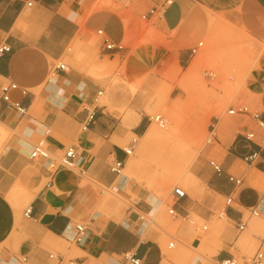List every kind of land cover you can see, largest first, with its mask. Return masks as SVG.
<instances>
[{
    "label": "crops",
    "instance_id": "0c3cea01",
    "mask_svg": "<svg viewBox=\"0 0 264 264\" xmlns=\"http://www.w3.org/2000/svg\"><path fill=\"white\" fill-rule=\"evenodd\" d=\"M88 1L0 0V45L9 46V51L0 56V88L7 83L16 85L17 90L9 93L10 100L21 103L27 110L37 97L42 101L37 118L21 124L11 106L0 99V124L13 132L0 152V264H56L59 259L75 264H130L124 254L132 255L139 264H171L160 236L149 231L146 222H140L136 213H146V210L140 209L138 202L114 219L105 220L99 213H89L103 188L117 185L115 191L122 192L126 186H133L119 183L110 166L114 161L124 165L127 157L122 150L125 148L119 144L128 133H139L141 121L126 132L111 114L98 108L91 110L99 96L97 93L102 92L82 71L66 67L46 79L52 62L60 59L77 35L79 26L75 17L84 12ZM239 2L240 18L244 22L264 21L261 0ZM171 27L177 28L175 24ZM249 77L256 102L252 110L248 109L257 113L258 120L238 114L248 121L236 127L226 145L216 141L219 163L210 161L219 165V174L204 158L191 170L207 190L225 199L232 198L223 213L229 224L218 236L204 242L201 235H192L187 223L180 224L176 233L177 238L184 239L187 250L201 247L211 251L212 264L227 259L236 261L238 235L247 230L252 217L249 210L264 196V54L258 58L257 67ZM41 86L37 96L35 91ZM88 114H92V120L83 129ZM249 133L253 134L251 139L246 138ZM37 142H42L54 154L67 146L73 147L76 170H60L49 177L28 159L29 150ZM252 154L255 160L245 162L244 158ZM228 177L241 179L242 186L236 189ZM92 186L103 188L96 194ZM18 187L32 197L29 215H23L19 225L14 226V212L8 210L3 199ZM126 201L130 200L126 198ZM172 207L175 218L169 221V226L175 223L176 217L185 220L193 214L209 222L213 216L202 204L185 197L175 201ZM244 213L248 214L245 219ZM256 218L264 221V214ZM79 223H87V233L84 242L76 245L67 241L65 234ZM239 224H244L241 231L237 230ZM61 240L72 246L67 247L66 254H52L50 249ZM258 250L264 255V237L259 241ZM246 259L241 256L242 264H246ZM203 260L206 259L197 255L189 264H202Z\"/></svg>",
    "mask_w": 264,
    "mask_h": 264
},
{
    "label": "rangeland",
    "instance_id": "374dc122",
    "mask_svg": "<svg viewBox=\"0 0 264 264\" xmlns=\"http://www.w3.org/2000/svg\"><path fill=\"white\" fill-rule=\"evenodd\" d=\"M159 1L89 0L84 12L75 17L79 26L77 35L60 59L52 63L77 69L90 78L102 92L91 110L98 108L111 114L126 132L133 127L124 124L128 109L138 115L141 121L139 133H128L125 141L119 144L123 148L129 143L134 146L127 162L136 159L139 138L152 127L169 132L173 143L183 147L186 154L195 153L193 160L185 164L179 160L170 161L168 146L153 147L143 162L150 173L152 182L149 185L131 169H124L125 161L120 174L132 180L133 186H126L122 192L112 187L92 186L96 194L102 188L103 193L89 213H99L105 220L114 219L138 202L140 209L149 212H142V215L149 231L160 236L164 252L169 254V263L189 264L199 255L206 259L202 264H212L209 261L211 251L201 247L187 250L184 239L177 238L176 233L180 224L187 223L192 235L202 236V242L218 236L229 224L223 215L225 198L213 194L204 185H187L185 179L201 158L219 163L216 155L220 150L216 141L226 145L237 131L236 127L248 121L246 117L229 115L228 111L239 106L252 110L255 105L249 76L257 67L258 58L264 54V21L244 22L240 18L239 0H172L162 17L150 19L147 13L159 8ZM261 1L264 5V0ZM194 23L201 26L200 33L190 30L189 25ZM174 24L177 28L173 30ZM98 31L101 34H97ZM104 40L122 49L106 51ZM198 43L201 46L191 55L189 49ZM192 64H195L196 77L187 73ZM51 78L53 73L50 71L46 79ZM41 89L42 86L35 91L37 96ZM131 89L133 95H130ZM37 99L28 108L26 120L21 119V124L30 122L32 117L37 118V109L42 103L39 97ZM169 112L174 113L175 119ZM156 116L163 120L164 128L153 121ZM221 124L223 130H219ZM3 128L0 152L13 133ZM156 183H167L163 194ZM175 187L181 189L191 202L202 204V208L213 215L210 221H201L190 214L185 220L176 217L175 223L169 226V221L175 218L168 214ZM23 193L18 187L3 199L8 210L14 212V226L23 220V213L28 208L29 201ZM157 200L161 202L160 206L152 210L151 206ZM247 217L244 213V219ZM263 237L264 221L251 217L247 230L238 235L235 243L239 250L236 264H242L241 256L251 257ZM171 242L173 248L168 249ZM68 246L72 245L61 240L50 252L66 254Z\"/></svg>",
    "mask_w": 264,
    "mask_h": 264
},
{
    "label": "built area",
    "instance_id": "2783aa9c",
    "mask_svg": "<svg viewBox=\"0 0 264 264\" xmlns=\"http://www.w3.org/2000/svg\"><path fill=\"white\" fill-rule=\"evenodd\" d=\"M159 8H153L151 9L146 16L153 18H160L162 17L165 9L172 4V0H161L159 1ZM161 14V15H159ZM146 16H142V19H146ZM97 34H101L100 31L97 32ZM104 47L106 51H112V50H121L122 48L120 46H114L111 43H108L107 41H103ZM201 46V43H198L197 45L191 47L189 49V53L191 55L195 54L198 48ZM9 51V47L7 43H2L0 45V56L3 55L4 53ZM66 69V66L61 63L57 64H52V67L50 71L54 73L55 71H64ZM13 90H17L16 85L12 83H7L6 85L2 86L0 88V99L7 104L11 106V108L14 110L16 116L18 119H23L26 120V114H27V108L24 107L21 103L19 102H12L10 100L9 93ZM21 95H25V92L23 90H20ZM100 95V92L97 93ZM229 115H247L251 119L258 120V115L254 111H250L248 107L246 106H239L236 109H230L228 111ZM92 120V114H88L85 122L83 123L82 128L85 129L88 124ZM153 121L158 125V126H163V120L159 117L156 116L154 117ZM261 126V124L259 123ZM252 133L247 134L246 138L251 139L252 138ZM133 150V146L130 145L126 147L125 149L122 150L124 153L125 157H129ZM75 155L76 152L73 147L67 146L61 150L59 154H54L53 152H50L43 144L42 142H37L32 145L31 149L28 152V159L35 162L38 164L42 169H44L48 174L49 177H53L58 171L60 170H68V171H75L76 170V165H75ZM255 160V154H252L250 156H246L244 158V161L247 163H251L252 161ZM208 165L211 167V169L216 173H220V167L213 161H209ZM123 168V164L118 161H114L111 166H110V171L116 176L117 179H119V176H121L120 171ZM228 180L233 183L234 187L238 189L239 187L242 186L243 182L241 179H236L233 177H228ZM133 185L130 184V186ZM114 190H117V187L114 185L112 186ZM185 195L184 193L179 189L175 188L172 190V197L174 201H177L181 198H183ZM173 201V203H174ZM232 202V198L227 197L225 199V205H230ZM172 203V205H173ZM172 205L170 206V209L168 210V214L174 216V210ZM249 214L252 217H260L261 215L264 214V196L257 202V204L249 210ZM24 216L29 215V209L27 208L24 213ZM92 216L88 219V223L92 220ZM139 220L140 222H145L144 216L139 215ZM244 227V224H239L237 225V230L241 231ZM205 229V227H203ZM87 233V223H79L75 224L68 232L65 234V239L72 244L76 245H81L84 242V239L86 237ZM172 244L169 243L168 247H171ZM50 258H53V255L49 256ZM59 259V258H58ZM124 259L128 261L130 264H139V260L135 259L132 255L130 254H124ZM56 264H75L72 261H68L67 263L62 262V260H57ZM215 264H236V261L234 259H227V260H222L219 262H216ZM246 264H264V255L263 253L258 250L256 251L251 257L246 259Z\"/></svg>",
    "mask_w": 264,
    "mask_h": 264
},
{
    "label": "bare ground",
    "instance_id": "6f19581e",
    "mask_svg": "<svg viewBox=\"0 0 264 264\" xmlns=\"http://www.w3.org/2000/svg\"><path fill=\"white\" fill-rule=\"evenodd\" d=\"M189 28L193 32H196V33L201 32V26L198 25L197 23L189 25ZM209 40H211V39H209ZM194 68H195V64H192L188 67V69H187L188 75H193L196 77ZM133 92H134V90L131 89L130 95H133ZM169 113H171L172 117L175 119L174 113H172V112H169ZM174 119H173V121H174ZM138 120H139L138 115L135 114V112L133 110L128 109L126 115L124 116V124L134 126L138 122ZM162 127L164 128V126H162ZM223 129H224V125L223 124L219 125V130H223ZM3 134H4V128L0 126V137ZM173 142L174 141H173L172 135L165 130L160 131V130L155 129L153 127L145 130L139 138L137 153L135 155L136 159L131 161V162L126 161L124 169H126V168L131 169L135 174L138 175V177L143 179L147 185L151 184L150 183V181H151L150 180V173H149L148 169L144 168L145 166L143 165V162H144L145 157L151 153L152 148L155 146H165V147L168 146L170 149L168 152V154H169L168 158L170 159V161L173 162V161L179 160V161L184 162L185 164H189L193 160L195 153L194 154H186L183 147L175 145ZM133 150H134V146H133ZM185 180H186L187 185H193V186L203 185L200 181H198V179L191 172H189L186 175ZM118 182L119 183L125 182L128 185L133 183L132 180H130L129 178H127L124 175L119 176ZM155 185H156L158 191H161L162 194L165 191V189L167 188V183H156ZM175 188H177V187H175ZM175 188H173V190ZM184 195H185V193H184ZM22 196L26 197L27 201H29L32 197L31 194H28L25 192L23 193ZM160 203L161 202L159 200L155 201L153 203V205L151 206L152 207L151 209L152 210L158 209L160 206ZM140 232L141 231L139 230V233ZM171 244H172V242H171ZM172 246H173V244H172ZM163 263H166V262L163 261Z\"/></svg>",
    "mask_w": 264,
    "mask_h": 264
}]
</instances>
